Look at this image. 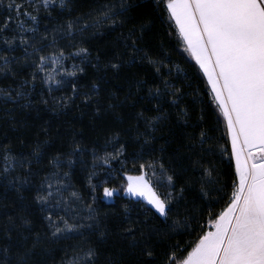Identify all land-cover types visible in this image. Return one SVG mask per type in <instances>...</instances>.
Masks as SVG:
<instances>
[{
  "label": "snow or ice",
  "instance_id": "obj_1",
  "mask_svg": "<svg viewBox=\"0 0 264 264\" xmlns=\"http://www.w3.org/2000/svg\"><path fill=\"white\" fill-rule=\"evenodd\" d=\"M75 7L0 0V122L17 132L0 140V187L20 201L0 224V264H264V0H101L73 15ZM156 20L192 64L146 40ZM105 29L117 35L102 56L89 41ZM87 65L94 72L82 82ZM125 67L137 70L127 91L102 98L108 70L118 78ZM73 107L112 112L118 122L126 107L135 124L109 128L101 155L75 130L57 123L51 131ZM165 125L169 138L157 147ZM128 131L140 145L135 175L120 142ZM89 151L86 199L73 174ZM114 160L120 171L109 175L122 173L120 187L94 183ZM101 186L104 200L123 191L139 210L101 214Z\"/></svg>",
  "mask_w": 264,
  "mask_h": 264
},
{
  "label": "trees",
  "instance_id": "obj_2",
  "mask_svg": "<svg viewBox=\"0 0 264 264\" xmlns=\"http://www.w3.org/2000/svg\"><path fill=\"white\" fill-rule=\"evenodd\" d=\"M101 0H75L76 7L73 11V15L78 14L79 12H87L90 8H94L99 6ZM151 2V0H149ZM137 12L140 10L137 9ZM162 19V17H161ZM149 33H156L155 36L149 35L146 36V40L151 44V46L155 49L157 48L161 42L164 44L166 50H170L171 52V60L174 62H178L182 67H186L187 64H192L193 62L190 58L182 51L179 46L178 39L175 35H168V27L167 22L161 24L159 20H156L148 30ZM104 35L97 34L95 41H89L90 46L95 49L96 47L101 48V55H105L114 50V37L117 35L115 32L109 33L107 29L104 30ZM97 52L93 50L92 55L95 56ZM78 62V61H77ZM69 64L71 61L68 62ZM103 63V62H102ZM103 72V67L101 68ZM137 71L136 69L123 68L121 69L118 78L113 77L111 70H108V74L104 77V82L101 83V97L106 99L108 92H117L119 96H123L127 91L129 86V77L133 72ZM87 76L83 77V80H87L91 74L94 72V69L91 68V65L86 66ZM140 74H143V71L140 70ZM189 75L191 73L189 72ZM2 83H7V81H3ZM203 87V85H199ZM193 87H197V84L194 82ZM140 105L138 104L136 110H139ZM119 112L122 114L123 120L122 122H118L115 119V114L112 112H104L101 111L98 115L95 114L93 108H88L83 111L81 114L80 111L76 110L74 107L67 110V114L64 116H60L51 120V123L54 125L51 129L52 132L56 131L55 125L59 123L61 125L60 131H72L75 130L77 132V138L83 136L84 143L92 146L95 145L97 149H101L100 154L103 155L102 149L105 147V135L109 128L115 129L120 128L122 131L128 130L132 125L135 124V121L131 119V114L128 108H121ZM44 119H49L53 116L51 112L42 113L41 114ZM65 121H70V125L65 123ZM36 124L41 123L42 121L39 118H35ZM29 123H32V118L29 119ZM36 127L33 125L30 129L26 130V139H33L34 134L36 132ZM173 131L179 135V129H173ZM17 134L11 127H5L2 122H0V140H4L5 136L13 137ZM157 147L159 143L163 142V139L169 138V128L167 125L161 128L160 132L157 134ZM134 134L130 131L126 132L125 135L120 137V142L125 144V150L123 154V159L127 160L128 163L126 165L127 169L131 171V174H137L132 166V158L133 154L139 150L140 145L134 140ZM226 140V138H225ZM53 147H61L59 138L53 137ZM174 146V144L172 145ZM116 147H119L117 144ZM21 150V146L18 142L13 143V151L17 152ZM108 151H112L113 148L111 145L107 146ZM147 150H145V159H147ZM91 153L90 151L84 157V163L81 164L79 160L74 166V174H73V182L76 185V188L80 190L85 198H88V184L87 178L90 172L91 165ZM227 170V169H225ZM120 171V163L119 161H112V168L105 169L104 171H97V175L93 177L94 183H99L101 180H107L108 187H120V181L122 179V173L120 175H109L111 172H119ZM27 195V193H24ZM97 201L96 208L97 210L103 214L105 212L108 213L109 217H111L114 213L122 212V206L124 204H129L132 207L133 213L139 210L138 205L132 204V200L125 196L123 191H119L116 195L110 200L106 201L103 199V186H101L97 190ZM6 197V198H5ZM20 201L18 199V195L15 193L14 189H9L7 192L0 187V224L4 223L7 213L8 215H12L17 211V206ZM2 205H7V208H4Z\"/></svg>",
  "mask_w": 264,
  "mask_h": 264
},
{
  "label": "rangeland",
  "instance_id": "obj_3",
  "mask_svg": "<svg viewBox=\"0 0 264 264\" xmlns=\"http://www.w3.org/2000/svg\"><path fill=\"white\" fill-rule=\"evenodd\" d=\"M133 199H135V198H133ZM107 201H110V200H107Z\"/></svg>",
  "mask_w": 264,
  "mask_h": 264
}]
</instances>
